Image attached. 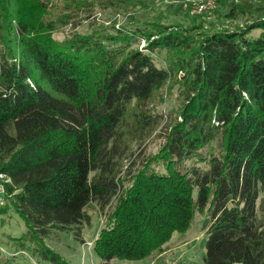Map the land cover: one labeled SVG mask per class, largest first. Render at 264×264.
<instances>
[{
	"label": "trees",
	"instance_id": "obj_1",
	"mask_svg": "<svg viewBox=\"0 0 264 264\" xmlns=\"http://www.w3.org/2000/svg\"><path fill=\"white\" fill-rule=\"evenodd\" d=\"M4 2L0 175L35 256L68 264L43 238L89 225L84 208L93 202L105 218L93 251L105 264L162 252L202 211L209 223L201 264H264V0L234 30L101 28L61 38L41 16L10 32ZM137 35L150 52L171 54L166 68L131 47ZM172 76L181 105L159 150L138 163L133 145L162 122L149 101ZM216 139L217 153L205 156Z\"/></svg>",
	"mask_w": 264,
	"mask_h": 264
},
{
	"label": "rangeland",
	"instance_id": "obj_2",
	"mask_svg": "<svg viewBox=\"0 0 264 264\" xmlns=\"http://www.w3.org/2000/svg\"><path fill=\"white\" fill-rule=\"evenodd\" d=\"M37 2L35 12L29 10L30 2ZM195 0H5V27L14 33L18 20L29 16H41L51 19L54 37L61 38L71 33H90L98 29L130 32L136 28L154 31L165 28L167 31H186L196 36L220 30L241 28L250 17L249 5H258L262 0H216L213 8L206 9L198 16L189 13ZM245 4V7H244ZM230 6H242L244 13L229 14ZM32 12V13H31ZM69 16V18H68ZM54 21V22H53ZM66 21V22H65ZM4 27V28H5ZM260 31L250 33L257 37ZM5 34V32H4ZM157 38V37H154ZM153 38H150V41ZM145 35H137L131 47L152 55L158 67L166 68L171 54L167 51L147 48ZM1 46V44H0ZM175 57V55H174ZM264 57V54H263ZM179 77V74H178ZM180 90L174 79L168 81L154 92L150 101L151 112L162 115V122L154 133L133 150L139 163L145 155L157 152L161 145L159 134L164 133L167 124L174 119L181 105ZM218 140L212 141L203 149L205 156L217 153ZM204 167L202 164H199ZM90 218V224L82 223L79 227L68 230L50 229L43 238V244L55 252L68 264H105L93 251V242L105 223L95 203L90 202L84 208ZM209 223L206 211L196 212L189 229L184 233H175L164 246L162 252L141 261L113 260L107 264H201L205 257V232ZM26 233L24 222L8 202H0V264H49L35 256V244L22 238ZM80 238L82 241H79Z\"/></svg>",
	"mask_w": 264,
	"mask_h": 264
},
{
	"label": "built area",
	"instance_id": "obj_3",
	"mask_svg": "<svg viewBox=\"0 0 264 264\" xmlns=\"http://www.w3.org/2000/svg\"><path fill=\"white\" fill-rule=\"evenodd\" d=\"M216 5V0H195L190 6L189 13L194 16L202 14L206 9L213 8ZM2 175H0V202L4 203L7 199L4 187L2 185Z\"/></svg>",
	"mask_w": 264,
	"mask_h": 264
}]
</instances>
